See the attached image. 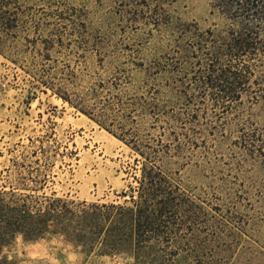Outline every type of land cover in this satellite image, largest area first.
I'll list each match as a JSON object with an SVG mask.
<instances>
[{
  "label": "rangeland",
  "instance_id": "1",
  "mask_svg": "<svg viewBox=\"0 0 264 264\" xmlns=\"http://www.w3.org/2000/svg\"><path fill=\"white\" fill-rule=\"evenodd\" d=\"M17 1L22 9L15 41L21 52L0 51V187L32 176L37 183L29 182L30 188L38 194L87 203L121 201L129 184L135 185L139 156L28 73L29 64L42 62L40 51H47L41 43L39 51L22 46L37 31L25 28V21L31 14L46 21L49 13L63 11L70 18L66 30L77 27L79 34L65 39L68 48L49 52L54 72L60 77L74 71L85 89L128 69L131 82L123 84L128 90L142 86L145 78L134 63L180 57L182 25L202 32L221 30L226 21L211 0ZM243 100L224 115L206 101L192 110L196 119L182 130V169L175 174L178 165H172L173 177L209 213L214 235L203 243L207 252L199 260L180 252L174 264H200V259L203 264H264V161L240 142L243 129L264 134V105ZM5 255L17 264H134L127 255H86L57 236L35 242L19 237Z\"/></svg>",
  "mask_w": 264,
  "mask_h": 264
},
{
  "label": "trees",
  "instance_id": "2",
  "mask_svg": "<svg viewBox=\"0 0 264 264\" xmlns=\"http://www.w3.org/2000/svg\"><path fill=\"white\" fill-rule=\"evenodd\" d=\"M211 4L226 21L224 28L200 32L194 25H182L180 57L134 63L145 78L133 90L123 85L131 82L128 69L119 68L110 79L85 89L77 84L74 71L59 77L49 52L57 46L68 48L65 39L72 32L78 35L77 27L66 30L70 18L63 11L49 13L46 21L34 14L28 17L24 27L37 31L33 39L25 37L28 44L22 46L39 51L41 43L47 51H40L42 62L29 64L28 73L129 146L139 156L135 162L140 167L135 168L139 172L135 185L129 184L121 201L111 203L38 194L30 188L29 182L37 183L32 176L0 187V264H17L5 250L19 237L35 242L57 236L86 255H127L134 264H174L180 252L199 260L207 252L203 243L214 235L207 224L210 215L173 177L172 165H178L175 174L182 169V130L196 119L192 110L206 101L220 115L237 109L245 96L253 105H264V0H211ZM21 9L17 0H0L3 53L21 52L15 41ZM185 138L190 139L189 134ZM240 142L264 161L261 130H241Z\"/></svg>",
  "mask_w": 264,
  "mask_h": 264
}]
</instances>
